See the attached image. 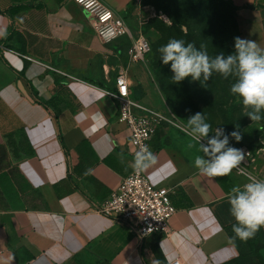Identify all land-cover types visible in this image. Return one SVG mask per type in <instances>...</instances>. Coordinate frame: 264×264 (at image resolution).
Here are the masks:
<instances>
[{"label":"crops","instance_id":"0c3cea01","mask_svg":"<svg viewBox=\"0 0 264 264\" xmlns=\"http://www.w3.org/2000/svg\"><path fill=\"white\" fill-rule=\"evenodd\" d=\"M134 37L155 42L141 0H101ZM244 24L262 29L264 0H230ZM76 0H0V264H226L239 256L225 227L235 223L230 184L201 175L196 156L149 144L155 162L143 169L177 208L171 234L142 242L100 213L132 174L129 132L107 94L127 70L132 95L148 105L142 64L130 61L129 38L106 44ZM10 138V141H9ZM208 159L207 156H204Z\"/></svg>","mask_w":264,"mask_h":264},{"label":"rangeland","instance_id":"374dc122","mask_svg":"<svg viewBox=\"0 0 264 264\" xmlns=\"http://www.w3.org/2000/svg\"><path fill=\"white\" fill-rule=\"evenodd\" d=\"M140 1V0H139ZM144 6L150 7L152 19L160 20L166 26L172 25L162 36L152 44V50L142 64L146 71L148 90L141 87L136 92H144L150 104L145 105L166 120L156 126L152 139L159 135L162 144L178 146L182 151L190 154L201 153L199 144L192 141L188 135L191 129L186 127L187 120L197 112L203 113L206 121L211 124L208 141L215 135L216 128H223L224 134L229 135L237 129L242 134V140L237 142L229 135V147L247 150L250 158H245L241 166L258 179L264 180V109L259 113L261 121L253 122L242 102L230 93L231 84L235 82V75L225 79L218 73L204 81H193L191 77L180 83H173L170 64L156 66L160 59L159 47L165 45L169 39L184 40L193 43L197 49L206 50L210 58L224 54L225 57L235 52V38L256 41L264 48V23L262 29L252 28L240 19L232 8L218 0H141ZM151 19V20H152ZM144 28V27H143ZM222 138V137H221ZM151 139V141H152ZM150 141V142H151ZM192 143L194 147H189ZM234 172L232 171V175ZM243 243L244 240H242ZM245 247L243 264H264V248L255 253H248Z\"/></svg>","mask_w":264,"mask_h":264},{"label":"clouds","instance_id":"9594fccd","mask_svg":"<svg viewBox=\"0 0 264 264\" xmlns=\"http://www.w3.org/2000/svg\"><path fill=\"white\" fill-rule=\"evenodd\" d=\"M158 52L164 65H169L174 74L173 83H180L191 77L193 81L201 78L207 81L213 73H218L225 79L235 75V82L231 84L230 93L237 97L245 108L252 111L246 115L253 122L261 121L259 114L264 109V48L256 41L235 38V52L225 57L224 54L210 58L206 50L197 49L193 43L171 38L159 47ZM186 127L191 131L188 135L192 141L199 144L201 138H207L212 130L203 113L197 112L188 120ZM237 142L242 140L239 126L229 134ZM229 135H225L223 128H216L215 135L208 139L207 145L199 144L198 155L194 159V167L198 172L209 178L227 176L236 169L243 174L247 181L242 187H233L229 196L230 213L236 223L232 230L241 240L252 238L260 228L264 227V180L254 178L251 173L241 168L245 159L243 149L229 147ZM222 137V138H221ZM189 147H194L189 143ZM207 156L208 159H205ZM155 162V157L147 146L136 152L134 168L138 171L149 167Z\"/></svg>","mask_w":264,"mask_h":264},{"label":"built area","instance_id":"2783aa9c","mask_svg":"<svg viewBox=\"0 0 264 264\" xmlns=\"http://www.w3.org/2000/svg\"><path fill=\"white\" fill-rule=\"evenodd\" d=\"M76 1L92 17L93 29L102 42L110 44L122 38H129L130 61L135 64L145 62L152 48L150 39L143 34L134 37L125 20L101 0ZM107 94L117 105V121L124 124L129 132L133 156L135 157L136 152L145 146L150 151L149 144L156 126L166 119L133 99L127 70H120L115 79L114 89ZM199 143L207 145V140L201 138ZM244 152L245 158L251 157L249 151L244 150ZM240 167L243 168L241 165ZM233 172L248 182L247 178L236 169ZM251 175L258 179L254 174ZM100 213L126 224L142 242L148 237L170 235L171 221L177 213V208L168 193L152 185L144 170H135L124 178L119 188L105 200ZM171 264H180V261L176 260Z\"/></svg>","mask_w":264,"mask_h":264},{"label":"trees","instance_id":"16d2710c","mask_svg":"<svg viewBox=\"0 0 264 264\" xmlns=\"http://www.w3.org/2000/svg\"><path fill=\"white\" fill-rule=\"evenodd\" d=\"M218 1H222V2H226L231 8L232 10L237 14V9L236 7L233 6V3L230 0H218ZM156 19V18H155ZM152 19L150 20L143 28L144 32H147L151 29L156 30L157 32L161 33L162 36H164V33L168 30H171V27L173 28L172 25L170 26H166L165 24H163L162 22H160V20H155ZM152 42V41H151ZM154 42H152L153 44ZM152 50V48H151ZM164 64L162 63V61H159L158 64L156 63V66H163ZM114 89V88H113ZM111 89V90H113ZM108 90V91H111ZM10 141V138H9ZM218 180L224 184H230V175L224 176V177H220L218 178ZM236 223V222H235ZM233 223V224H235ZM229 225L227 227H225L226 232L229 234L233 244L236 246V248L239 251V256L237 259L232 260L226 264H243L241 263V260L245 257L246 253H245V247L246 251L249 250L248 253H255L257 252L258 248L263 249L264 248V227L260 228L259 231L256 232V234L252 237L247 239L246 241L244 240L245 243L242 242L241 239H239L238 237L235 236L233 230H232V225ZM152 252L154 253L157 261L159 264H165V260L161 254V251L159 250L157 245H154L152 247Z\"/></svg>","mask_w":264,"mask_h":264}]
</instances>
